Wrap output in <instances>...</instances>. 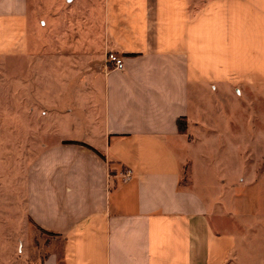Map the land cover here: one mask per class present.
<instances>
[{"label": "crops", "instance_id": "crops-1", "mask_svg": "<svg viewBox=\"0 0 264 264\" xmlns=\"http://www.w3.org/2000/svg\"><path fill=\"white\" fill-rule=\"evenodd\" d=\"M86 1L84 16L104 28L103 49L88 60L98 95L89 87L88 99L101 115L75 117L72 131L83 138L44 147L26 174L25 213L45 248L59 244L39 264H264V203L242 204L223 185L240 180L245 145L229 142L236 156L227 159L187 158V186L173 145H187L184 133L197 123L239 133V86H264V0ZM60 2L0 0V58L32 57L38 36L58 38L64 19L79 22L78 12L49 14Z\"/></svg>", "mask_w": 264, "mask_h": 264}, {"label": "rangeland", "instance_id": "rangeland-1", "mask_svg": "<svg viewBox=\"0 0 264 264\" xmlns=\"http://www.w3.org/2000/svg\"><path fill=\"white\" fill-rule=\"evenodd\" d=\"M60 1L53 0V3L59 5ZM89 3L79 0L75 7L61 1L58 9L49 10V14L78 12L79 22L73 21L72 25L73 22L64 19L58 38L51 35L46 41L45 37L38 36L32 57L0 58V264H7L9 259L39 264L45 251L59 248L58 243L47 248L42 245L41 232L25 213V179L31 163L44 147L72 137L83 138L72 131L76 127L72 121L75 117L87 120L89 115L92 118L101 115H98L100 107L96 97L88 99L89 87L92 93L97 92L91 80L94 63L88 60L102 51L104 28L102 32L100 19L88 21L84 16L89 11ZM77 39L80 44L73 48L72 41ZM43 45H47L48 51L41 52ZM108 53L103 52L105 61ZM40 57H47V66L39 65ZM55 60H63V67L55 69ZM71 62H75L73 67ZM60 80L63 102L56 99ZM238 92L239 113L234 118V127L239 133L221 134L215 127L197 123L184 133L188 143L185 147L173 142L183 159L181 185L187 186L189 182L187 158H199L209 152L231 158L236 154H230L228 143L237 142L245 145L238 150L241 178L224 181L223 185L232 189L233 197H238L242 204L264 203V86L243 84ZM211 142L216 145L210 149L206 144Z\"/></svg>", "mask_w": 264, "mask_h": 264}, {"label": "built area", "instance_id": "built-area-1", "mask_svg": "<svg viewBox=\"0 0 264 264\" xmlns=\"http://www.w3.org/2000/svg\"><path fill=\"white\" fill-rule=\"evenodd\" d=\"M106 63L111 64L113 69L122 70L124 68V63L121 57L113 52H109L106 57ZM130 177V171H126L123 174V179L127 180Z\"/></svg>", "mask_w": 264, "mask_h": 264}, {"label": "trees", "instance_id": "trees-1", "mask_svg": "<svg viewBox=\"0 0 264 264\" xmlns=\"http://www.w3.org/2000/svg\"><path fill=\"white\" fill-rule=\"evenodd\" d=\"M178 130L184 132L186 129V122L183 118H179L177 121Z\"/></svg>", "mask_w": 264, "mask_h": 264}]
</instances>
